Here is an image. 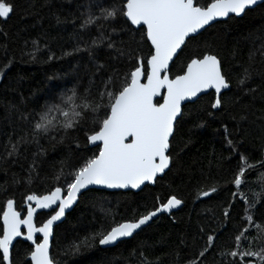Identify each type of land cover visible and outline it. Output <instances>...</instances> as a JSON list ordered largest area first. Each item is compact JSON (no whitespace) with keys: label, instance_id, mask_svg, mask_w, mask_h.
<instances>
[{"label":"snow or ice","instance_id":"1","mask_svg":"<svg viewBox=\"0 0 264 264\" xmlns=\"http://www.w3.org/2000/svg\"><path fill=\"white\" fill-rule=\"evenodd\" d=\"M262 2L264 0H205L204 3L200 0H112L111 3L89 0L78 17L79 30L73 34L77 41L75 47L71 52H62V56L85 53L95 63L87 85L77 78V83L46 100L34 115L22 109L23 97L20 103L9 102L6 111L14 113L17 121L27 127L20 128L15 136L9 134L0 158H11L15 162L29 145L35 144L38 151L32 153L33 161L29 164L28 182L31 183L39 176L37 158L44 153L40 147L42 139L58 144L70 141L79 148L74 134L84 132L87 142L95 145L96 151L82 158L67 174L62 161L59 171L51 177L54 184L48 191H33L24 196L26 213L17 210L13 198H8L0 206V264H58L51 254L50 240L55 237L57 222L66 217L67 210L86 192L136 190L161 179L174 162L173 141L179 120L184 116L185 104L197 102L212 90L215 97L210 108L214 111L207 113L212 117L225 107L224 93L231 87V81L223 71V61L212 44L201 42L203 31L219 18L240 17ZM14 11L12 0H0V20H7ZM57 20L59 23V18ZM120 20L134 34L139 33V41L133 36L136 48L126 47L124 41L117 46L112 38L118 30L111 25ZM93 27L99 36L81 47L80 41L84 39L81 32ZM109 27L110 32L107 31ZM257 41L258 47L255 46ZM32 44V51L22 55H28L34 61L40 48L37 41ZM101 45L116 52L117 58L127 57L134 61L133 69L124 74L115 69L106 73L105 64L96 61V49ZM253 45L249 53L250 63L237 80L242 92L234 102L241 104L244 110L239 117L238 130L248 119V106L243 104V98L264 102V92L259 91V86H248L254 75L264 77V72L253 67L257 52L264 63V35L255 37ZM144 48H147L146 55L141 54ZM189 49L179 71L173 73L176 61ZM60 58L49 50V61ZM13 62L8 57L0 69H9ZM258 120L259 128L264 132V118ZM199 126L203 127V122ZM224 127L226 146L236 152V142L230 138L227 126ZM259 169H264V152L257 160L239 154L238 169L230 181L236 190L232 193L233 201L222 213L224 220L221 221L224 223L231 217L233 203L240 201V224L234 225V234L229 237L230 246L217 247L216 240L222 235L217 225L212 234L207 235L201 249L185 264H207L206 257L212 253L220 257L219 264H264V171ZM253 171L257 172L260 191L250 189L249 197L242 189ZM90 186L98 187L93 189ZM216 191L217 186H208L199 190L197 196L211 198ZM183 203L176 195H170L166 202L157 198V203L144 213L120 220H116L111 209L99 203L105 222L98 230L69 245L66 254L78 255L97 245L115 246L124 238L133 237L150 227L158 216L171 215L172 210ZM38 210H47V218L39 226L35 220ZM199 231L203 234L205 229ZM22 243L27 244L23 256L17 249ZM176 255L174 264H180L179 253ZM130 256L135 257L136 264H160L159 257L149 259L142 248L133 249Z\"/></svg>","mask_w":264,"mask_h":264},{"label":"trees","instance_id":"2","mask_svg":"<svg viewBox=\"0 0 264 264\" xmlns=\"http://www.w3.org/2000/svg\"><path fill=\"white\" fill-rule=\"evenodd\" d=\"M15 11L7 20H0V65L13 59L9 69H0V156L4 154V145L9 134H19L20 128L27 127L17 121L16 115L9 114L6 109L11 103H20L23 97V110L32 112L40 109L46 100L52 99L63 89L79 82L87 85L88 77L95 70V63L89 60L85 53L72 56H62V52H71L77 41L73 34L79 30L80 12L89 0H12ZM109 3L112 0H108ZM204 3L205 0H200ZM57 18H59V23ZM117 28L112 34L117 46L124 41L125 46L137 47L133 42L139 41V33H133L123 20L114 23ZM121 29L123 31H121ZM110 32V27L107 29ZM83 40L91 43V38L98 37L95 27L90 31L81 32ZM264 35V2L246 11L240 18H228L206 28L200 38L201 42L212 44L216 54L223 61V71L231 81V87L224 93L225 107L214 116L207 115L214 94L210 92L195 103L186 104L184 116L179 120L175 131L174 147L172 149L173 165L153 187L145 186L139 192H98L88 191L80 197L65 220L55 229V237L51 242V254L58 264H136V259L130 256L133 249H141L151 260L160 258V264H174L179 253L180 264L193 258L208 234L219 225L222 235L218 236L216 245H229V237L234 234V225L240 224L242 204L235 201L231 208V217L224 223L223 211L233 201L232 193L236 190L230 183L233 174L238 169L239 154L244 153L252 160L260 158L264 152V132L259 128L258 118H264V102L257 99L251 101L243 98L247 105V121L237 125L243 114L241 104L235 103V98L241 95L242 88L237 86V80L248 66L249 53L253 49V40ZM37 41L40 51L36 59L30 60L28 55L33 49L32 41ZM47 46V47H46ZM256 47L259 42H256ZM49 50L60 59L49 61ZM176 61L173 73L179 71L182 61L188 52ZM141 54H147V48ZM96 61L105 64V72L113 69L124 74L134 67V61L127 57L117 58L116 52L101 45L96 49ZM253 67L258 72H264V63L260 53L254 58ZM249 87L259 86L264 92V77L254 75ZM256 121V123H253ZM203 122V127L199 125ZM19 124L20 127H17ZM231 133L230 138L236 142V152H231L225 142V127ZM15 130V131H14ZM80 147L75 143L65 141L63 144L40 141L44 149L43 155L37 158L39 176L28 182L29 164L33 161L32 153L38 151L35 144L29 145L23 155L15 162L11 158H0V206L8 198H13L18 211L26 213L24 196L30 192L44 193L54 184L51 179L61 168L67 174L87 156L96 151L89 147L84 132L74 134ZM264 171V169H259ZM36 174L33 173V176ZM248 184L243 191L251 197V190L260 191L257 172L253 171L247 177ZM19 181V183H17ZM217 186V191L211 198H200L197 192ZM170 195H176L184 203L171 215L157 217L150 227L138 232L132 238L118 243L112 248L96 247L82 251L78 255L66 254L69 245L82 239L89 233L100 228L105 218L100 211L99 203L106 209H111L116 220L132 219L152 208L157 203L166 202ZM99 202V203H97ZM259 207V206H258ZM47 210H39L36 224L47 218ZM200 228L205 232L200 233ZM181 240L184 243H181ZM27 244L17 245L23 256ZM220 257L215 253L207 255V264H219Z\"/></svg>","mask_w":264,"mask_h":264},{"label":"water","instance_id":"3","mask_svg":"<svg viewBox=\"0 0 264 264\" xmlns=\"http://www.w3.org/2000/svg\"><path fill=\"white\" fill-rule=\"evenodd\" d=\"M263 3V2H262ZM262 3H258V5H260V4H262ZM258 5H256V6H258ZM256 6H254L253 8H255ZM252 8V9H253ZM251 10V9H250ZM248 11V10H247ZM243 16V15H242ZM242 16H240V17H242ZM234 17V16H233ZM240 17H235V18H240ZM228 18H219L218 19V21H216V22H212L211 23V25H213L214 23H217V22H222V21H226ZM209 26H206V28H208ZM229 90V89H228ZM227 91V90H226ZM210 92H212L213 94H214V96H215V93H214V91H212V90H209V93ZM204 96V95H203ZM189 103H191V102H188V103H186V104H189ZM185 104V105H186ZM89 147H95V145H93V144H89ZM168 170H166V172H167ZM164 176V174L162 175V177ZM155 184H146V185H142L141 186V189H136V190H129V189H104L103 191H106V192H134V193H136V192H139L140 190H142L145 186H149V187H153ZM96 187H98V186H90V188H93V189H95ZM77 204V202L73 205V207L72 208H70L69 210H67V212H66V215L67 214H69L71 211H72V209L75 207V205ZM182 206V205H181ZM181 206H179L178 208H176V209H173L172 210V213H174V212H176L177 210H179L180 208H181ZM162 215H169L168 213H164V214H162ZM161 216V215H160ZM37 217V216H36ZM159 217V216H158ZM156 219V218H155ZM154 219V220H155ZM35 220H36V218H35ZM65 220V217L64 218H62V221H60V222H57V224L59 225V224H61L63 221ZM130 238H132V237H130ZM130 238H124L122 241H125V240H128V239H130ZM19 239H21L22 240V238H19ZM51 242H52V240H50V246H51ZM28 243H30V242H28ZM116 246V245H115ZM100 248H102V249H105V248H112V247H114V246H99Z\"/></svg>","mask_w":264,"mask_h":264},{"label":"bare ground","instance_id":"4","mask_svg":"<svg viewBox=\"0 0 264 264\" xmlns=\"http://www.w3.org/2000/svg\"><path fill=\"white\" fill-rule=\"evenodd\" d=\"M38 212H39V210H38Z\"/></svg>","mask_w":264,"mask_h":264}]
</instances>
